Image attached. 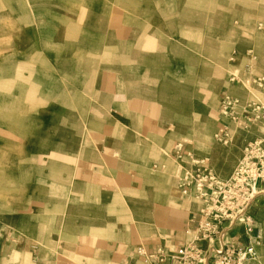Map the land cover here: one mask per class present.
Masks as SVG:
<instances>
[{
	"label": "rangeland",
	"instance_id": "obj_1",
	"mask_svg": "<svg viewBox=\"0 0 264 264\" xmlns=\"http://www.w3.org/2000/svg\"><path fill=\"white\" fill-rule=\"evenodd\" d=\"M186 1L0 0V241L19 237L29 251L10 260L0 252V264L49 257L70 227L75 236L110 240L134 227L149 234L154 210L176 206L171 188L201 207L195 181L188 194L178 187L182 169L196 170L188 154L207 159L222 180L240 145L264 135V122L244 132L221 103L225 96L264 103V0H195L188 8ZM184 15L203 26L199 40L170 26ZM134 30L159 33L163 46L176 42L193 64L167 54L145 68L116 56L137 48L154 65L162 54L143 51L149 36L133 37ZM130 65L142 89L128 101L116 90ZM223 125L228 146L214 140ZM257 185L251 223L235 225L252 248L242 264H264V183Z\"/></svg>",
	"mask_w": 264,
	"mask_h": 264
},
{
	"label": "built area",
	"instance_id": "obj_2",
	"mask_svg": "<svg viewBox=\"0 0 264 264\" xmlns=\"http://www.w3.org/2000/svg\"><path fill=\"white\" fill-rule=\"evenodd\" d=\"M258 85L264 91V78L258 81ZM244 102L225 96L221 102L222 113L239 129L252 132L257 129L259 121L264 122V103L258 99ZM214 140L228 146L229 128L221 126ZM240 148V157L233 172L222 180L212 175L207 159H193L188 154L196 170L189 173L182 169L178 187L183 194H188L195 181V193L201 202L196 230L188 242L176 248L163 245L150 253L143 245H136L133 256L139 264H242L241 255L249 253L252 248L234 236L226 241L224 235L235 225L251 223L247 212L262 194L257 184L264 183V135L250 137ZM182 154L176 152V159H181ZM227 222L230 224L227 225Z\"/></svg>",
	"mask_w": 264,
	"mask_h": 264
},
{
	"label": "crops",
	"instance_id": "obj_3",
	"mask_svg": "<svg viewBox=\"0 0 264 264\" xmlns=\"http://www.w3.org/2000/svg\"><path fill=\"white\" fill-rule=\"evenodd\" d=\"M177 189L171 188L169 196L170 202L176 206H167L165 203L154 210L153 228L149 234L141 236L140 233L146 232L138 231L134 227L122 238L110 240L89 234L75 236L70 227L67 228L70 232L64 233L63 237H58L55 241L57 242L55 253H50L49 257L43 253L39 260L25 264H139L133 256L134 248L138 244L143 245L150 253H154L163 245L168 248L179 247L191 239L196 230L200 211L192 209L191 203L183 199ZM176 200H180V203ZM232 231V235L238 236L242 241L240 230L235 228ZM10 240L12 243L3 239L0 241V252L8 259L15 251L19 252V256L26 257V253H29L27 245H23L19 237Z\"/></svg>",
	"mask_w": 264,
	"mask_h": 264
},
{
	"label": "bare ground",
	"instance_id": "obj_4",
	"mask_svg": "<svg viewBox=\"0 0 264 264\" xmlns=\"http://www.w3.org/2000/svg\"><path fill=\"white\" fill-rule=\"evenodd\" d=\"M195 0H187L186 1V6H187V8L188 7H192V3L194 2ZM200 1H202V0H200ZM164 2L165 3H167V0H164ZM156 3V2H155ZM185 3V2H184ZM144 5L146 6V5H148V3L147 2H144ZM184 5V6H185ZM157 9V8H156ZM158 10V9H157ZM192 10H194L193 8H192ZM199 14H201L202 15V13L200 12ZM169 17H171V16H169ZM175 18V17H174ZM193 18H195V16H193L191 19H189V17L187 16L186 17V15H184V16H182V17H180V20L178 21V22H173L172 24L173 25H170V26H172L175 30H178V29H176L175 28V26L177 25V28H179L184 34V36H185V38L186 37H188L189 35H192L193 36V38H195L196 40H199L200 38V34L202 33V31H203V26L201 27V26H199V27H197V26H195L194 25V23H192V21H193ZM197 18V17H196ZM166 20V19H165ZM168 21L169 22H171L172 20H169L168 19ZM196 21V20H195ZM4 23V22H3ZM8 24V23H7ZM6 24V25H7ZM176 24V25H175ZM9 25V24H8ZM169 25V24H168ZM184 25V26H183ZM186 25H189V26H191L190 27V30L191 31H193V32H188V30L189 29H186V28H184ZM8 27H10V25L8 26ZM11 29V28H10ZM133 35V37H136V38H141V37H144V36H149L148 38H145L144 40H143V42H141L140 44H139V46H141L142 47V50L143 51H146V52H148V53H154V52H159V53H162V54H157L155 57V59H156V61H155V64L154 65H152L150 62H148V61H146V60H144L142 57H140V54H139V52H138V50H137V48H135V50L134 51H132L131 53H128L127 51V49H123V50H119V49H117V51H116V56H118V57H120V58H122V59H124V60H128V59H126V56H128L129 57V59L130 60H132V61H134V63L136 64V65H141V66H144L145 68H147V67H157L158 66V64L159 63H161V62H164V61H166L167 60V54H173V55H177L178 56V58H176V60L177 59H182V61L183 62H185V64L187 65V66H189V67H191V65L193 64L192 62H193V60H192V52L191 53H184V52H182V51H180V50H182L180 47H178V45H177V43L176 42H174V43H171V44H167L166 43V45L165 46H163V44H161V42L160 41H158L156 38H155V36H157V37H160L161 35H159V33H152V32H147V33H145V34H142V35H140V33L137 31V30H134V33L132 34ZM144 35V36H143ZM152 36V38H150ZM153 37L155 38V39H153ZM183 39V38H182ZM178 41V40H177ZM140 42V41H139ZM182 43H184L185 44V42H187V40L185 39H183L182 41H181ZM122 44V43H121ZM125 44V43H124ZM136 45V44H135ZM186 45H188V46H190L192 49L194 48V45H193V42H188V43H186ZM163 46V47H162ZM118 48V47H117ZM120 49H121V47H120ZM182 52V53H181ZM164 65V64H163ZM168 65V64H167ZM160 66V65H159ZM131 70H134V71H136L137 72V70L135 69V68H133L132 67V65H130V68H129V71H128V73L127 74H125V75H122L121 77H123V78H126L127 79V82L126 83H120L119 84V86H118V88H117V90H116V94H118V95H125L126 97H125V99L126 100H128V101H130V99L132 98V95H136L137 94V90H140V89H142V85H141V82L140 81H136V79H135V77L131 74ZM144 75H145V73H143ZM144 75H143V79H144ZM157 78V76L155 75L154 77H152V79L153 80H155ZM87 85V84H86ZM177 85V84H176ZM162 86V85H161ZM160 86V87H161ZM124 87H125V89H124ZM127 87V88H126ZM167 88H169V87H167ZM176 88V87H175ZM217 89V88H216ZM164 90V89H163ZM172 90V89H171ZM213 91H215L214 89H212ZM179 91V90H178ZM178 93V92H177ZM144 94V93H143ZM127 106H128V103H127ZM1 120H4V119H2V118H0ZM1 172H0V175L4 172V173H6L4 170H0ZM0 192H3L2 190H0ZM251 251V250H250ZM245 255H246V252H243V254L241 255V258H242V260L244 259V257H245Z\"/></svg>",
	"mask_w": 264,
	"mask_h": 264
}]
</instances>
